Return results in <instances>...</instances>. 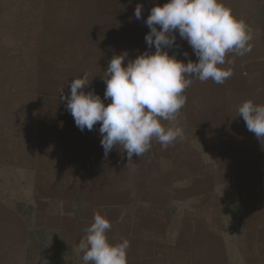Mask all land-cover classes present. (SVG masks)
Wrapping results in <instances>:
<instances>
[{
    "label": "rangeland",
    "instance_id": "obj_1",
    "mask_svg": "<svg viewBox=\"0 0 264 264\" xmlns=\"http://www.w3.org/2000/svg\"><path fill=\"white\" fill-rule=\"evenodd\" d=\"M164 2L0 0V264H83L95 213L110 242H130L127 264H264V143L238 115L264 104V0H223L252 50L226 56L223 84L192 78L176 120L162 121L184 132L167 149L153 139L131 161L115 147L105 157L99 124L81 131L60 99L84 74L104 99L113 55L127 52L126 65L155 51L143 21ZM176 36L169 55L196 61Z\"/></svg>",
    "mask_w": 264,
    "mask_h": 264
},
{
    "label": "clouds",
    "instance_id": "obj_2",
    "mask_svg": "<svg viewBox=\"0 0 264 264\" xmlns=\"http://www.w3.org/2000/svg\"><path fill=\"white\" fill-rule=\"evenodd\" d=\"M142 12L143 6L138 4L134 10L137 20L143 18ZM143 22L150 29L145 42L155 51H145L126 65L127 52L113 55L102 77L104 99L94 91H85L90 83L86 74L71 81L70 95L64 96L61 90L60 99L66 101V110L81 131H91L99 124L105 157L115 147L131 161L133 156L148 152L153 139L163 149L182 140L181 127H165L162 121L176 120L186 103L183 93L193 83L192 78L223 84L233 75L230 67H222L234 63V59L226 61V56H243L252 50V29L235 17L223 0H165L154 4ZM177 33L190 45L196 61L185 63L175 54L169 55ZM104 100L110 102L105 104ZM238 115L247 130L264 143V104L246 100L239 105ZM111 227L105 215L94 214L76 248L82 253L83 264H127L130 242L126 238L110 242L107 231Z\"/></svg>",
    "mask_w": 264,
    "mask_h": 264
}]
</instances>
